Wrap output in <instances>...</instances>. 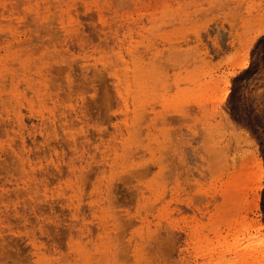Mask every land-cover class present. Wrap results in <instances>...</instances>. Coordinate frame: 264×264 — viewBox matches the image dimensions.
I'll return each mask as SVG.
<instances>
[{
    "label": "rangeland",
    "instance_id": "374dc122",
    "mask_svg": "<svg viewBox=\"0 0 264 264\" xmlns=\"http://www.w3.org/2000/svg\"><path fill=\"white\" fill-rule=\"evenodd\" d=\"M0 127V264H264V0H0Z\"/></svg>",
    "mask_w": 264,
    "mask_h": 264
},
{
    "label": "bare ground",
    "instance_id": "6f19581e",
    "mask_svg": "<svg viewBox=\"0 0 264 264\" xmlns=\"http://www.w3.org/2000/svg\"><path fill=\"white\" fill-rule=\"evenodd\" d=\"M22 117L20 116V112H18V121H19V123L21 124V122H22ZM3 127V126H2ZM2 127H0V128H2ZM34 131H35V128L33 127L32 128ZM0 131H1V129H0ZM39 134H40V137H41V139L43 140V130H42V128L40 129L39 128ZM57 139V138H56ZM36 138H33V140H30V151L32 152L33 151V154H34V156L35 157H39V155L41 154V153H43V154H45V153H47V150L45 149V147L42 145V143L40 142V144H41V146H40V148L37 146V144H36ZM56 143H59V141L58 140H56ZM10 167H12V166H9V165H5V170H9V168ZM54 171V170H53ZM52 171V172H53ZM8 173V172H7ZM6 173V174H7ZM57 173V172H56ZM48 174V173H47ZM56 176V175H55ZM51 179H53V177H51Z\"/></svg>",
    "mask_w": 264,
    "mask_h": 264
}]
</instances>
